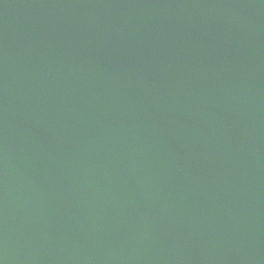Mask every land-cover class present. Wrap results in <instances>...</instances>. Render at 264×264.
<instances>
[{
    "label": "water",
    "instance_id": "water-1",
    "mask_svg": "<svg viewBox=\"0 0 264 264\" xmlns=\"http://www.w3.org/2000/svg\"><path fill=\"white\" fill-rule=\"evenodd\" d=\"M0 264H264V0H0Z\"/></svg>",
    "mask_w": 264,
    "mask_h": 264
}]
</instances>
